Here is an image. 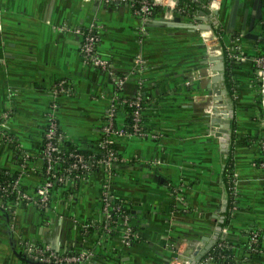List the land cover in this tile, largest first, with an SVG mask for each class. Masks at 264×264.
Returning <instances> with one entry per match:
<instances>
[{
    "label": "crops",
    "instance_id": "0c3cea01",
    "mask_svg": "<svg viewBox=\"0 0 264 264\" xmlns=\"http://www.w3.org/2000/svg\"><path fill=\"white\" fill-rule=\"evenodd\" d=\"M171 1L176 0L165 3ZM183 1L188 13L179 20L163 19L161 9L145 21L122 1L0 0V115L9 113L5 131L13 139L0 138V174L19 175L21 188L31 195L42 183L47 112L61 80L69 92L57 99V118L68 145L92 150L98 144L115 95L144 96L148 132L116 140L125 161L118 166L114 195L131 212L130 245L120 235L100 234L104 173L97 170L55 187L45 206L24 199L0 202V264H31L25 256L37 261L27 254L26 243L64 254L89 250L87 264H173L178 247L198 239L201 248L226 239L237 261L256 230L263 252L246 264H264V115L254 63L261 40L233 34L241 32L244 11L249 9V26L261 6L263 20L253 32L263 36L264 0H238L242 6L231 30L236 0L219 1L218 26L208 14L197 19L211 0ZM202 24L213 29L202 30ZM76 28L99 34L97 50L108 61L106 69L85 61ZM219 48L229 50L236 65L231 69L236 86L225 97L234 109L228 150L213 134L217 126H209L216 104L208 88L215 63L205 60ZM139 54L142 65L135 60ZM118 104L117 121L124 124L127 113ZM230 152L237 205L225 233L220 227L231 201Z\"/></svg>",
    "mask_w": 264,
    "mask_h": 264
},
{
    "label": "built area",
    "instance_id": "2783aa9c",
    "mask_svg": "<svg viewBox=\"0 0 264 264\" xmlns=\"http://www.w3.org/2000/svg\"><path fill=\"white\" fill-rule=\"evenodd\" d=\"M106 3L114 1H122L131 6L134 12L141 16L145 21L152 19L157 12L156 9H163V18L168 20L174 19L179 15H186L188 9L184 6L177 4V0L165 3V0H100ZM200 4L201 0H193ZM216 0H211L208 3V8L211 11L219 9L214 5ZM73 32L81 38L80 51L88 64L95 67L106 69L108 61L97 50V45L100 41L99 34L94 28H76ZM225 51V54H224ZM212 50L210 54L231 56L229 50ZM215 52V53H214ZM209 57V56H208ZM136 62L140 65L144 64V58L142 55L136 57ZM256 65V76L259 82L260 92L262 95V108L264 112V55L256 56L254 58ZM123 83V82H121ZM69 92V88L64 80L55 83L52 89L53 100L50 103L47 120L48 124L44 133L42 158L44 160V178L40 186L37 188L33 195L28 194L20 186V177L10 183L4 185L0 183V190L3 192V196H10L11 199L5 201L4 197L0 199V202L4 205L13 203V201L19 200H34L40 205L45 206L50 200L52 191L55 187L67 184L68 182H77L86 178V174L98 167L104 173L103 180V192H102V213L104 216L103 221V233L104 236H112L114 234L120 235L125 245H130L135 238V231L131 226V212L128 206L124 203L116 202L114 195V179L117 176L118 166L125 160L119 154V151L115 147L116 140L121 136H147L148 132L142 126L143 117V96L141 93H137L133 99L120 100L118 95L114 96L111 106L108 111L107 119L104 122L101 131V137L98 141L101 149V156L96 154H84L77 150L67 151L61 148L62 143L65 141L64 133L61 131L57 111L59 108L58 98L61 94ZM124 102L134 107L133 111V125L132 131L127 132L123 127L115 126V119H117V104L118 102ZM9 117V113L0 115V138L5 139L7 142L13 141V139L5 131V121ZM61 165L60 171L56 168ZM8 173V172H6ZM227 183L229 191L231 193V201L229 205L230 216L236 209L237 196H236V179L235 173L232 168L227 173ZM223 231L227 233V225L223 227ZM260 231H252L248 244L251 246L253 252L261 254L263 249L260 245ZM199 243V244H197ZM187 244H193L195 247L193 251L188 255V262L193 260L200 250V240H186L177 249L174 256L173 264L179 261L183 253V248ZM219 248L232 246L226 241V239H220L218 243ZM27 254H30L34 259L46 264H87L90 260L92 253L87 250L78 254H64L59 253L50 246H37L34 244H25ZM218 257L222 259L223 263L218 264H246L249 262V253L244 252L243 256L239 260H234L233 254L230 256L219 253ZM230 260L227 261V258ZM216 256L208 254L201 258L196 264H210L214 263ZM192 262V261H191ZM189 264V263H188Z\"/></svg>",
    "mask_w": 264,
    "mask_h": 264
},
{
    "label": "water",
    "instance_id": "95a60500",
    "mask_svg": "<svg viewBox=\"0 0 264 264\" xmlns=\"http://www.w3.org/2000/svg\"><path fill=\"white\" fill-rule=\"evenodd\" d=\"M242 4L236 0L231 8L230 11V16H229V24H228V29L231 30L233 29V27L235 26V22L238 19V11H239V7H241ZM214 13V15L212 14ZM206 14L209 15L211 22L215 25L218 26L219 25V21H218V14H219V10L216 9L213 11H211L209 8L203 9L199 12V16L197 17V19L202 20V16H205ZM213 15V16H212ZM248 16H249V9H246L244 11V16H243V20H242V26H241V32H234V35H239L240 33H243V37L246 39H253V40H262L263 36L260 34H256L253 32V29L255 27V23L257 20H263V13L261 10V6L256 7V14L251 17V22L250 25H247V21H248ZM166 19V18H163ZM176 21L179 20L180 18L178 16H176L174 18ZM168 20V19H166ZM207 21L209 20V18L206 19ZM165 21V20H164ZM213 26L210 24H202L199 28H201L202 30H212ZM205 62L207 64H210V62H214L215 65L211 66V69L213 72H215V74L212 76L211 78V84L208 85L209 88V94L210 95H214V100L216 101V104H214L211 108V114H210V123L209 126H217V128L215 130H213V134L216 137L220 138V142L222 144L223 147H225V150H228V146H229V142L232 139V134H231V128H232V122H231V116H233L234 113V109H233V105L230 104L231 99H226L225 97H228L229 94V89L226 88V83H225V59H224V55H217V54H213L209 57H207V59L205 60ZM217 82H221L222 83V87L225 86L224 88H220L219 90H217V88H214V84ZM264 96V94H263ZM225 107V108H220V107ZM220 229H222V227H220ZM203 241L207 240V237L203 236L202 237ZM209 240V239H208ZM207 240V241H208ZM202 241V242H203ZM213 240H210V243L208 245H206L205 247L201 248L199 252L197 253V255L194 257V260H192V264H196V261L200 260L213 246ZM25 260L31 264H46V263H42L40 261H33L30 258H27L25 256ZM168 264H170V261H168Z\"/></svg>",
    "mask_w": 264,
    "mask_h": 264
},
{
    "label": "trees",
    "instance_id": "16d2710c",
    "mask_svg": "<svg viewBox=\"0 0 264 264\" xmlns=\"http://www.w3.org/2000/svg\"><path fill=\"white\" fill-rule=\"evenodd\" d=\"M179 5L180 6H184V1L180 0V4ZM194 5H195V8H197V5L196 4H194ZM156 10L158 12L160 10V8H158ZM259 49L260 50H259V52H258V54L256 56L264 55V33H263V39L260 41ZM224 57H225V60L227 62V68L225 70L226 79H227L226 80L227 81V87H228V89H230L231 92H233V88L236 86V84H235L234 80L231 78L232 77L231 69L236 66L235 65V61H234V59H230L229 56L225 55ZM255 68H256V65H255ZM133 98L134 97L128 98V99L131 100ZM120 103L124 104L123 107H124L125 112L127 113V117H126V121L124 122V124H119L117 119H115V126H117V127L121 126L127 132H131L132 131V125H133V111H134V107L130 106L128 104V102L127 103L120 102ZM144 104H145V98L143 96V106H145ZM118 105H121V104H117V106H116L117 107V112H116L117 116H118V111H119V106ZM142 126L145 129V127H144V116L142 117ZM114 145L116 147V144H114ZM61 148L63 150H67V151L77 150V151L82 152L84 154H96L97 156H101V152H102L100 147H99V143L92 150H81V149H78V148H75V147H72V146L68 145V142L65 140L62 143ZM42 151H43V146H42ZM233 161L234 160H233L232 152H230L229 155L227 156V160H226V171H227V173L229 172V169L232 168ZM60 167H61V165H59L56 169L60 171ZM97 170H100V169L98 167H96L92 171H89L86 174V177L88 175H90V173L95 172ZM17 176L18 175L16 173L12 174V173H6V172L4 173L3 172L2 174H0V183H3L4 185L7 186L10 183H12L17 178ZM3 197H4L5 201H7V200L12 198L10 196H3V192L0 190V199L3 198ZM114 199H115L116 202L124 203L122 200H120V199H118L116 197ZM229 215H230V211H229V207H228L227 210L225 211V218L221 222V227L222 228L225 227L229 223V219H230ZM101 233H103V228L100 231V234ZM249 236H250V234H249ZM259 239H260L259 247L261 249H263L262 245H261V241H262L261 234H260V238ZM219 241L220 240H218L216 242V244L203 256V257L208 256V254L216 256V258L214 259V263H216V264L224 262V261L222 262V259H220L218 257L219 253H221L223 255H227V256H230V254L231 255L233 254V248H231V247L230 248L229 247H227V248L226 247L219 248V246H218ZM244 252L249 253V257H248V259H249L248 261L249 262L254 260L256 257H258L260 255L259 253L253 252V250H252L251 246L248 244V242L244 246ZM230 258L231 257H229V259L227 258V261L230 260Z\"/></svg>",
    "mask_w": 264,
    "mask_h": 264
},
{
    "label": "bare ground",
    "instance_id": "6f19581e",
    "mask_svg": "<svg viewBox=\"0 0 264 264\" xmlns=\"http://www.w3.org/2000/svg\"><path fill=\"white\" fill-rule=\"evenodd\" d=\"M166 1V0H165ZM219 1L220 0H216L215 1V3H214V5L216 6V7H219ZM213 65H215V64H213ZM211 71H212V69H211ZM213 72V71H212ZM188 246H190L191 244H187ZM186 245V246H187ZM192 248L191 247H184L183 248V253H182V255H181V257L179 258V261H177V263L178 264H192V260H190V262H188V255H187V253L191 250ZM192 251H193V249H192ZM187 252V253H186Z\"/></svg>",
    "mask_w": 264,
    "mask_h": 264
},
{
    "label": "rangeland",
    "instance_id": "374dc122",
    "mask_svg": "<svg viewBox=\"0 0 264 264\" xmlns=\"http://www.w3.org/2000/svg\"><path fill=\"white\" fill-rule=\"evenodd\" d=\"M223 51H224V49H222ZM224 54H225V51H224ZM230 89H229V94H230ZM261 106H262V99H261ZM263 115H264V112H263ZM176 264H178L177 262H176Z\"/></svg>",
    "mask_w": 264,
    "mask_h": 264
}]
</instances>
